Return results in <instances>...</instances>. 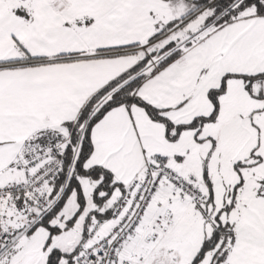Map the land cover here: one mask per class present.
Instances as JSON below:
<instances>
[{"label":"snow or ice","instance_id":"1","mask_svg":"<svg viewBox=\"0 0 264 264\" xmlns=\"http://www.w3.org/2000/svg\"><path fill=\"white\" fill-rule=\"evenodd\" d=\"M0 264H264V0H0Z\"/></svg>","mask_w":264,"mask_h":264}]
</instances>
